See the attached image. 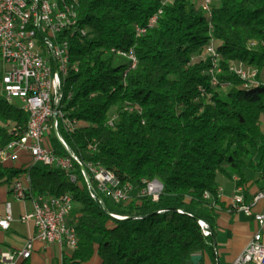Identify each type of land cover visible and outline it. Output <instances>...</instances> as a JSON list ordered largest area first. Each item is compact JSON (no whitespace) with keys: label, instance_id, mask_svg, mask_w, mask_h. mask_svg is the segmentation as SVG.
<instances>
[{"label":"trees","instance_id":"16d2710c","mask_svg":"<svg viewBox=\"0 0 264 264\" xmlns=\"http://www.w3.org/2000/svg\"><path fill=\"white\" fill-rule=\"evenodd\" d=\"M211 1L205 10L200 0H78L87 34L71 42L61 100L77 125L68 132L58 119L68 150L53 129L45 145L79 159L108 212L73 160L75 181L41 162L0 163V180L28 172L31 196L71 195L78 242L69 264H84L95 251L101 264H192L193 254L213 255L220 178L245 188L250 168L264 179V81L258 75L244 86L231 69L264 70V0ZM210 43L216 56L205 53ZM130 50L133 67L118 53ZM27 122L17 103L0 97L2 144L24 134ZM88 164L132 184L129 196L115 203L98 191ZM143 179L162 183L157 200L139 195Z\"/></svg>","mask_w":264,"mask_h":264},{"label":"built area","instance_id":"2783aa9c","mask_svg":"<svg viewBox=\"0 0 264 264\" xmlns=\"http://www.w3.org/2000/svg\"><path fill=\"white\" fill-rule=\"evenodd\" d=\"M21 1L24 2V9H15L11 5V0H0V60L5 65V70L0 76V97L7 102L17 103L21 108H26L29 112V120L24 134L10 141L7 150H0V163L16 161L20 152L25 151L32 156V164L41 162L60 167L67 171L72 181H75V174L71 173V160L75 158L79 161L78 158L72 154L70 157L56 156L53 150L45 145V136L53 129L60 143L68 149L58 130V119L61 120L62 128L65 130V116L56 102V90L60 86L61 72H69L66 70V56H62V46H66L72 28L78 26V0H70L69 15H62L61 0ZM161 1L164 5L170 0ZM210 2L211 0H205L203 6L209 9ZM161 13L162 9H159L154 17L149 19L148 26L154 25ZM29 22H36L43 29L47 43L34 42L29 31ZM81 36H84L83 32ZM120 52L124 51H118ZM127 52L133 54V63H131L133 67L134 53L131 50ZM205 52L216 56L212 43L206 47ZM235 73L244 80V86H248L249 82L258 81L259 73L256 68L251 74L240 71ZM72 127L75 129L76 124L74 123ZM89 171L95 180L96 189L105 193L115 203L125 200L133 190L129 182H113L108 173L97 171L96 165H93V169ZM162 189V183L156 180L144 184L138 193L140 196H151L153 200H157ZM11 190L18 200L27 197L33 199V210L22 215L20 221L24 223L32 219L35 232L26 240L22 249L16 252H1L0 264H16L20 258H29L35 241L46 245L58 244L71 250L76 249L78 242L76 230L69 222L73 200L67 199V193L61 196H31L28 172L21 178L15 179ZM96 194L93 189L92 195ZM260 200H264V188L256 191L251 201L247 202L243 188L238 186L232 198L230 206L252 215L257 224L250 241L233 264H264V207L258 213L251 212V206ZM10 219L11 215L8 212L0 218V227L7 229ZM202 224L203 228H207L204 221ZM204 233L211 234L209 230H205Z\"/></svg>","mask_w":264,"mask_h":264},{"label":"crops","instance_id":"0c3cea01","mask_svg":"<svg viewBox=\"0 0 264 264\" xmlns=\"http://www.w3.org/2000/svg\"><path fill=\"white\" fill-rule=\"evenodd\" d=\"M29 163L27 166L26 164ZM5 166L13 168L28 169L30 155L21 151L19 159L16 161H6L2 163ZM27 174L23 172L18 176L11 178L4 177L0 180V218L8 212L11 215L7 229L0 227V253L5 251L16 252L22 249L28 238L35 232V226L32 219L21 222L20 217L30 213L33 210L34 203L31 197L24 200L16 199L12 194V186L16 178H21ZM246 186L243 188L245 199L250 202L254 193L264 187V179L258 176L257 172L250 168L244 170ZM237 185L235 180H229L225 177L220 178L219 187V208L216 221L215 233L212 237L213 249L215 250L219 264H233L234 260L247 246L257 224L252 215H247L243 211L236 210L230 206L232 198L236 193ZM246 191V192H245ZM264 207V200H260L251 206L252 214L258 213ZM264 241V229H263ZM71 249L60 247L58 244L46 245L35 241L31 255L27 259L20 258L16 264H69L68 256ZM203 264H216V256L206 252L202 259ZM84 264H101V259L95 251L93 257Z\"/></svg>","mask_w":264,"mask_h":264},{"label":"bare ground","instance_id":"6f19581e","mask_svg":"<svg viewBox=\"0 0 264 264\" xmlns=\"http://www.w3.org/2000/svg\"><path fill=\"white\" fill-rule=\"evenodd\" d=\"M200 2H201L202 7L205 10H208L207 6H203V4L205 3V0H200ZM11 5L13 7H15V9H24V2H22L21 0H11ZM61 5H62V15H69L70 0H61ZM154 15L151 16L150 18H153ZM152 26L153 25H149V27H152ZM29 31L34 38V42H36V43H47V36L43 34V29H41L40 26H38L36 22H29ZM141 31H144V30H141ZM82 32L84 33V36L87 34V30L83 27L75 26L74 28H72L71 33L69 34V37L66 40V46H62V56H66V70H70V65H71V63H70L71 42L74 38H79V35H81ZM212 49H215L214 43H212ZM120 54L127 57L131 61V63H133V54H131L130 52H120ZM231 69L234 72L240 71L244 74L254 73L253 67L245 66L243 64H238V65L231 64ZM67 75H68V72H61L60 86H59L58 90H56V102L58 103V106L60 109H61V100L63 97V84H64V80L67 77ZM22 109L28 115V120H29L28 110L26 108H22ZM109 122H112V120H109ZM74 123L77 125L76 120L65 117V130L68 132H72L74 130V128L72 127V125H74ZM8 145H9V142L2 144L1 140H0V150H7ZM88 168L93 169V164H88ZM96 170L97 171H104V172L108 173V176L112 177L113 182L121 183L119 181V179L111 171H109L103 167H99V166H96ZM156 180L157 179L147 181V180L143 179V183L144 184H150ZM67 199H72L70 194H67ZM199 223L203 227L201 220H199Z\"/></svg>","mask_w":264,"mask_h":264},{"label":"water","instance_id":"95a60500","mask_svg":"<svg viewBox=\"0 0 264 264\" xmlns=\"http://www.w3.org/2000/svg\"><path fill=\"white\" fill-rule=\"evenodd\" d=\"M54 134H55V136H56V138H57L56 133H54ZM57 139H58V138H57ZM67 150H68V149H67ZM73 160H74V162L78 165V167L80 168V170H81V172H82V174H83V176H84V178H85L87 184L89 185V187H91V186H92L91 178H90V176H89V173H88L86 167H85L82 163H80L79 161H77L75 158H73ZM95 197L101 202V204L103 205V208L105 209V211L108 212V209L106 208V206H105V204H104V202H103L101 196H100L99 194H96ZM171 210L175 211V210H177V209H175V208H171ZM112 217H114V218H116V219H127V218H118V217L113 216V215H112ZM213 245H214V247H215V243H214ZM214 249H215V248H214ZM214 255L216 256V264H219V262H218V258H217V254H216L215 250H214ZM201 259H202V254H200V253H196V254H193V255L191 256V262H192V264H200Z\"/></svg>","mask_w":264,"mask_h":264},{"label":"rangeland","instance_id":"374dc122","mask_svg":"<svg viewBox=\"0 0 264 264\" xmlns=\"http://www.w3.org/2000/svg\"><path fill=\"white\" fill-rule=\"evenodd\" d=\"M217 1L218 0H214L213 2L215 3H217ZM212 2V1H211ZM4 70H5V65L2 63V61L0 60V76L2 75V73L4 72ZM259 73V72H258ZM259 77H260V79L262 80V81H264V70H262L260 73H259ZM47 137H48V133L46 134V136H45V141H46V139H47ZM32 156H30V163H32ZM27 166L29 165V163H27L26 164Z\"/></svg>","mask_w":264,"mask_h":264}]
</instances>
